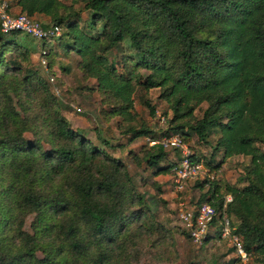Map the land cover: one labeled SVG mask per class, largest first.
I'll list each match as a JSON object with an SVG mask.
<instances>
[{"label":"trees","instance_id":"1","mask_svg":"<svg viewBox=\"0 0 264 264\" xmlns=\"http://www.w3.org/2000/svg\"><path fill=\"white\" fill-rule=\"evenodd\" d=\"M83 1L73 9L61 0H9L18 12L47 16L43 26L66 25V46L78 53L83 75L95 78L124 121L136 116V84L159 89L172 111L167 129L158 135L144 123L130 124V140L171 133L188 140L194 132L209 144L218 129L214 148L224 158L249 156L237 182L203 177L208 188L196 204L207 201L221 215L230 194L225 210L234 231L264 263V0ZM82 9L99 24L95 32L76 22ZM21 32L0 29V264H125L139 232L162 228L153 221L165 203L162 184L154 180L153 192L139 191L120 156L71 126L49 80L33 65L31 47L19 40ZM50 41L41 43L47 56ZM124 41L132 53L128 68L119 71L107 53ZM97 137L113 145L100 132ZM167 149L178 150V159ZM133 156L157 176L172 173L181 153L157 143L146 144L141 158ZM191 160L200 158L191 153ZM204 163L209 171L218 168ZM213 224L219 233L216 218ZM210 237L208 231L204 239Z\"/></svg>","mask_w":264,"mask_h":264},{"label":"rangeland","instance_id":"2","mask_svg":"<svg viewBox=\"0 0 264 264\" xmlns=\"http://www.w3.org/2000/svg\"><path fill=\"white\" fill-rule=\"evenodd\" d=\"M61 1L73 9L81 8L84 3L83 0ZM39 15L40 17H37L39 21L48 20L47 16ZM91 16L92 13L88 9H82L75 19L80 27L87 31L90 27L91 32H95L100 26L99 24L92 25ZM61 27V38L58 36L54 41L46 44L47 47L51 46L53 49L50 56L42 54V40L24 32L20 33L19 40L31 47L33 65L49 80V85L58 97L62 112L68 118L69 123L72 127L82 128L84 134L94 143L105 147L113 155L120 156L126 163L133 177V183L139 191L153 192L152 182L154 180H158L162 184V193L159 194V197L163 198L165 203L158 204L155 217H153L154 223H159L162 228L153 229L149 233L139 232L137 238L127 249L125 264H264L255 260L253 255L246 262L240 259L236 260V253L219 236L215 224L209 230L211 237L208 240L204 239L201 243H194L184 232L186 229L177 212L178 202L181 199L187 201L189 205L196 204L200 194L208 188V181H201L203 179L201 176L185 181L181 188H177L174 186L171 173L154 176L153 168L148 167L145 163H137L133 156L137 154L141 158L143 147L148 144L147 136L143 135L130 140L131 133L126 131L130 124L138 127L142 123L158 135L167 129L172 111L168 104L159 97V89L150 88L147 90L142 84H136L133 92L136 116L131 122L124 121L121 115L112 112L116 102L96 86L95 78L83 75L79 68L78 53L66 46V42L69 40L66 25L62 24ZM131 53L132 50L124 41L111 48L107 57L119 71H122L128 68L127 57ZM10 56L12 53L7 52L6 57ZM43 56L47 63H42ZM48 61L50 66H48ZM145 100H148L154 107V114L150 113ZM205 107L206 103H201L195 108V114L201 116ZM98 132L108 138L113 145L109 147L101 144L97 137ZM26 134L28 137H32L30 133ZM158 135L157 137H159ZM218 135V129L211 131L208 136L210 143L203 144L197 140V135L191 132L189 139L185 141L191 153H196L200 160L203 162L209 160L210 166L218 164L217 169L214 168L210 171L215 180L222 183L237 182V178L243 174L244 167L249 163V156L238 154L224 158L223 151L214 148ZM167 151L169 158L178 159L176 153L178 150L167 149ZM161 163H166V161H161ZM207 168L209 167L207 166ZM244 182H238V184ZM31 219L32 217L29 216L25 222L27 229H30ZM145 220L149 222L151 217L147 216ZM38 254L41 255L40 252ZM233 259L234 261H232Z\"/></svg>","mask_w":264,"mask_h":264},{"label":"built area","instance_id":"3","mask_svg":"<svg viewBox=\"0 0 264 264\" xmlns=\"http://www.w3.org/2000/svg\"><path fill=\"white\" fill-rule=\"evenodd\" d=\"M61 28L58 24L43 26L41 21L34 16L24 12H14L9 0H0V29L4 32L19 30L36 39L49 41L60 36ZM41 52L44 54L45 49L42 48ZM41 61L47 63L44 56ZM146 140L149 145L158 143L165 148L180 150L181 156L171 173L175 187L181 188L183 182L201 176L214 178L202 160H191L190 148L179 133L164 134L158 138L147 137ZM230 200L231 195L226 194L220 215L219 210L207 201L189 205L187 201L180 199L177 205L178 216L194 243H201L204 240L207 232L214 226L213 220L216 218L220 230L219 236L226 241L229 247L233 248L241 261L246 262L252 253L244 248L242 236L234 231V226L225 210L226 202Z\"/></svg>","mask_w":264,"mask_h":264},{"label":"crops","instance_id":"4","mask_svg":"<svg viewBox=\"0 0 264 264\" xmlns=\"http://www.w3.org/2000/svg\"><path fill=\"white\" fill-rule=\"evenodd\" d=\"M12 8H13L14 11L19 10V7H18V6H15V5H12ZM38 16L40 17L39 14H36V15H35L36 18H37Z\"/></svg>","mask_w":264,"mask_h":264}]
</instances>
